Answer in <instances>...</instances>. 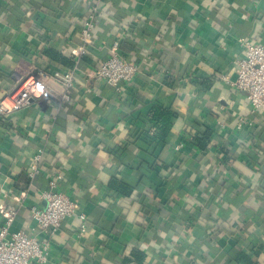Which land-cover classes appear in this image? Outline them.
Segmentation results:
<instances>
[{
  "label": "crops",
  "instance_id": "crops-1",
  "mask_svg": "<svg viewBox=\"0 0 264 264\" xmlns=\"http://www.w3.org/2000/svg\"><path fill=\"white\" fill-rule=\"evenodd\" d=\"M93 3L0 0V97L37 66L77 67L78 78L61 106L44 93L0 118V225L15 208L11 230L43 238L31 205H45L61 170L59 188L88 226L78 239L80 219H65L45 264H264V110L232 84L240 39L264 42V0H103L81 55ZM116 40L141 64L121 91L87 77ZM156 107L174 113L163 140ZM241 117L253 124L238 128ZM139 162L150 167L144 179ZM113 178L133 190L117 191Z\"/></svg>",
  "mask_w": 264,
  "mask_h": 264
},
{
  "label": "built area",
  "instance_id": "built-area-1",
  "mask_svg": "<svg viewBox=\"0 0 264 264\" xmlns=\"http://www.w3.org/2000/svg\"><path fill=\"white\" fill-rule=\"evenodd\" d=\"M103 0H94L89 18L82 29V44L79 46L81 55L87 53L92 30L95 27L97 14ZM245 48L244 55L238 60L237 77L232 84L247 93L253 112L264 110V42H255L241 38ZM141 64L133 63L121 54L119 41H114L108 56L99 67L88 73V80L105 81L107 84L122 90V84L132 81L140 71ZM77 67L72 69L50 70L34 67L20 79L15 89L0 97V118L17 112L29 105L41 94L50 95L59 106L71 100V90L77 86ZM57 83L59 91H54L50 85ZM253 124L246 117H241L237 127ZM43 149L37 150L28 168V177L33 183L40 173ZM63 179L62 171L50 179L49 188L41 192L45 205H31V212L36 220V229L44 235L43 238L24 229L11 230L17 214V209L8 208L5 212V222L0 225V264H45L51 252V238L59 231L65 219L78 217L80 225L77 228V238L81 239L87 230V215L79 211V204L67 191L59 188Z\"/></svg>",
  "mask_w": 264,
  "mask_h": 264
},
{
  "label": "trees",
  "instance_id": "trees-1",
  "mask_svg": "<svg viewBox=\"0 0 264 264\" xmlns=\"http://www.w3.org/2000/svg\"><path fill=\"white\" fill-rule=\"evenodd\" d=\"M50 53H52V56L57 59L58 61L72 66L74 62H72V60L66 58L64 55L56 52V51H50ZM141 61V60H140ZM133 63H138V62H134L131 61ZM100 66V65H99ZM97 66V67H99ZM174 113L168 110H163L160 107H156L153 111V121L155 122L156 125L159 126V128H162V132L161 135L159 134L158 137H160L159 139L163 140L166 139L167 135L170 132L171 126H172V122L171 119L173 117ZM160 123V125H159ZM205 137L200 141L201 146H205V141H207V139L210 137V133L207 132L205 133ZM136 169L143 174V178L146 176V174L148 173L150 167L144 163L139 162L136 166ZM140 179V180H142ZM142 183V182H141ZM138 185H141L140 183ZM110 186L115 188L117 191L122 192L124 194H129L132 190H133V185L131 183H127L124 180H119L117 178H113L110 181ZM245 259V258H244ZM245 261L247 262V264H254L251 260L249 259H245Z\"/></svg>",
  "mask_w": 264,
  "mask_h": 264
}]
</instances>
